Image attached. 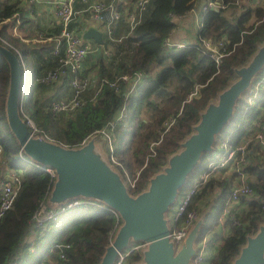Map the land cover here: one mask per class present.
Returning <instances> with one entry per match:
<instances>
[{
  "label": "trees",
  "instance_id": "16d2710c",
  "mask_svg": "<svg viewBox=\"0 0 264 264\" xmlns=\"http://www.w3.org/2000/svg\"><path fill=\"white\" fill-rule=\"evenodd\" d=\"M195 4V0H149L142 19L131 31L129 23L119 20L115 34L124 36L113 39L105 33L104 43L99 44L104 48L110 46V54L103 51L81 72L84 75L94 70L97 83L80 96L81 102L73 108L53 109L54 100L71 96L72 72L66 70L51 82L43 81L41 76L61 66L59 57L63 52H54V37L25 40L14 32V14L23 12L20 0H0V20L10 17L0 23V32L19 45L20 57L26 66L24 111L50 137L68 145L78 144L97 129L106 127L121 162L131 174L139 173L135 185L130 187L131 192L144 189L151 175L168 162L171 152L181 148V142L194 129L207 103L238 77L235 67L248 62L264 41L262 0L254 7L247 5L240 13L234 10L229 14L227 6L219 9L210 6L202 11V27L197 31L200 37L214 40L224 37L231 47L236 42L235 48L224 54L220 63L204 51L200 37L185 47L166 43V37L178 25L176 17L184 16ZM21 17L19 30L26 36L28 32L23 24L30 17ZM44 30L41 31L44 36H53L60 32L61 26L55 21ZM9 71V63L0 52V176L7 169H14L23 176L13 205L0 216V264H97L117 226L116 210L103 201L86 197L87 203L60 212L57 219L45 220L43 226H33V215L48 199L56 177L42 163L20 150L21 143L9 126L5 101ZM137 71L142 74L128 91L133 81L131 76ZM124 73L130 74L129 80L118 78L117 88L110 84V80ZM251 86L257 89V99L250 103L247 90L243 91L232 117L217 138L231 135L237 143L252 133L251 125L264 100V66ZM96 133L106 148V137ZM212 155V151L203 152L180 193L189 188L195 175L204 172ZM249 156L245 168L250 171V182L259 189L264 185V149L250 142ZM234 177L229 171L224 176L220 173L211 177L192 197L189 206L202 212L201 203L214 194L205 211L202 236L209 232L214 237L220 236L215 227ZM250 208L246 220L221 246L214 264H231L248 234L259 229L264 221V195L252 200ZM31 227L40 228L34 238L28 237ZM58 241L69 242V245L52 248ZM139 258L141 253L134 251L127 264Z\"/></svg>",
  "mask_w": 264,
  "mask_h": 264
},
{
  "label": "water",
  "instance_id": "95a60500",
  "mask_svg": "<svg viewBox=\"0 0 264 264\" xmlns=\"http://www.w3.org/2000/svg\"><path fill=\"white\" fill-rule=\"evenodd\" d=\"M83 36L104 43V31L95 23L85 28ZM0 52L10 66L5 98L9 126L29 157L55 169L56 179L47 203L57 205L81 195L101 200L120 213L121 221L114 229V237L97 264H114L119 250L134 240L147 241V245L133 264H193L207 209L200 213L179 245L170 236L169 211L203 152L214 149L217 135L232 117L238 98L264 66V41L248 62L235 67L238 77L207 103L194 129L181 142V148L171 152L168 162L137 193L131 192L120 170L103 154L95 133L83 143L68 145L31 132L22 114L20 97L25 88L26 66L7 44L0 42ZM258 227L255 233L248 234L231 264H264V221Z\"/></svg>",
  "mask_w": 264,
  "mask_h": 264
},
{
  "label": "built area",
  "instance_id": "2783aa9c",
  "mask_svg": "<svg viewBox=\"0 0 264 264\" xmlns=\"http://www.w3.org/2000/svg\"><path fill=\"white\" fill-rule=\"evenodd\" d=\"M34 1V0H30ZM51 5H54V12L56 19L52 20L50 24H53L55 21H58L61 30L59 33L53 36H44L42 33V38H55V53L63 52L60 57V67L50 71L47 75L41 76L43 81L51 82L54 79L60 77L70 70L72 72L71 85L73 86V92L69 97H63L54 100L53 109H62V108H73L81 102L80 96H84V93L92 85L97 83V77L94 70H91L89 73L81 75V72L91 66L90 63H87L86 57L95 51L97 47L93 46L89 42L88 38L83 36V30H80L75 21L79 13L84 11H91L93 17L98 19L100 23L99 26L104 27L105 33L113 39L121 38L117 37L115 34V25L119 20L129 23L131 31L142 19L144 11L148 6L149 0H47ZM208 2L203 5V8L200 10L207 9L210 6H227L232 2H238L240 8L242 9L251 4L252 7L259 5L262 0H207ZM77 3L79 5H77ZM193 12L196 14L200 20L198 23V29L202 27L201 15H198L197 6L192 7L189 12L185 15ZM20 12H16L14 16L16 21L14 23V32L19 33L18 17L17 15ZM184 15V16H185ZM184 16H180L184 17ZM10 17H5L0 20V23L7 21ZM197 37H200L199 34ZM0 38L2 43L7 44L11 47L18 56L20 57V47L17 44H14L11 40L8 39L3 33L0 32ZM202 48L204 51L208 52L218 63L221 62L224 54L232 51L235 48L236 42L233 46H229V42L223 37L222 39L214 40L210 37H200ZM166 43L174 45L176 47H185L189 45L190 42H181L172 40L171 37H166ZM112 48L109 46L104 48L103 51L107 54H110ZM21 58V57H20ZM97 58V57H96ZM95 58V60H96ZM94 60V61H95ZM92 61V62H94ZM23 62V60H22ZM142 72L137 71L133 76H131L133 81L130 82L129 89L130 91L134 85L137 83L138 79L141 76ZM123 78L129 80L130 74L127 73L120 74L116 78L110 80L115 88L118 87V78ZM99 89H97L92 96H94ZM25 88L22 90V114L29 124L31 132L33 134L42 133L46 137L51 139H58L50 137L44 130L40 127L37 122L34 121L23 109V99ZM249 95L250 103L254 102L257 99L258 93L257 89H254L251 85L247 90ZM253 131L250 134L244 136L241 142L235 143L231 135H226L223 138H217L215 142L214 149L212 150L213 155L209 158L207 168L204 172L197 174L193 177V182L189 188L184 193H179V196L171 206L169 211V216L171 218V233L170 236L175 239L179 245L184 237L190 232V227L193 225L195 220L200 215V210L197 207H190L189 204L192 200V197L196 194L197 189L205 182L208 181L211 177H216L221 173L224 176L228 171L234 173L235 177L232 182V187L230 188V194L227 197L225 206L222 208L218 222L216 224V230L220 233L218 240H214V249L211 250L212 246H209L210 242V232L204 234L197 240L198 250L195 255L192 257L193 264H214L215 258L219 253L221 246L225 243L228 237L233 234L238 226L243 223L250 211V206L252 200L259 199L264 195V185L259 189H255L252 183L249 180L250 171L245 168V165L250 160L249 156V147L250 142H256L258 147L264 149V100L262 103V108L259 112V115L253 120L252 123ZM100 134L106 137L108 145L105 148L106 153L109 156V160L115 166L120 167L121 174L124 177V180L130 189L132 185H135L136 179L138 178V171L135 175L131 174L129 170L121 162L119 156L115 153L113 139L110 136L109 130L106 127L99 129ZM91 135V134H90ZM86 136L79 143L85 142L89 136ZM59 140V139H58ZM61 141V140H60ZM64 143V142H63ZM67 144V143H65ZM1 150V146H0ZM20 150H23L22 146ZM34 160V159H32ZM35 161V160H34ZM38 162V161H37ZM40 163V162H38ZM44 168H46L51 175L56 177L55 169L48 165L42 163ZM1 182V191H0V216L8 208H10L19 191V188L22 184L23 176L14 169H7L2 172L0 176ZM88 199L84 196L77 195L76 197L70 198L62 203H57V205H49L47 201L43 202L38 210L34 213L32 221L33 226H43L45 220L57 219L60 216V212L65 210H72L78 205L87 203ZM117 212V211H116ZM121 221L120 213L117 212V225ZM40 229V228H39ZM39 229H35L36 232ZM115 231L111 234L110 241L114 237ZM221 239V240H220ZM69 242L58 241L55 242L53 247H64L68 246ZM147 245V241L143 240H134L131 241L128 247L123 250H119L117 257L115 258L114 264H127L129 255L134 251L142 252V248ZM61 254L64 255V251L61 250ZM42 264V263H40Z\"/></svg>",
  "mask_w": 264,
  "mask_h": 264
},
{
  "label": "crops",
  "instance_id": "0c3cea01",
  "mask_svg": "<svg viewBox=\"0 0 264 264\" xmlns=\"http://www.w3.org/2000/svg\"><path fill=\"white\" fill-rule=\"evenodd\" d=\"M20 5L23 7V12H20L17 17H18V25L19 28H21V24L23 22L22 19V15L24 16H28L30 17L29 21L24 22V29L26 32H28V34H23L20 30H19V35L25 39V40H29L30 38H41L42 33L41 31H45L44 29L47 27V25L51 26L52 24H50V22L52 20L56 19V15L54 12V5H51L49 1L47 0H34L33 2L30 0H20ZM198 8V7H197ZM234 11V10H233ZM22 13V14H21ZM193 12H190L189 14L185 15L188 16L190 14H192ZM184 16V17H185ZM176 17V21H178L179 23V27L176 31V33L174 34V39L175 41H181L179 38L181 36L182 33H184L186 30L188 29H192V26H190V18L187 17ZM91 23H95L97 25H100V23L98 22V19H96L95 17H93V15L91 14V11H84L79 13V15L77 16V19L75 21V24H77V26L79 27L80 30H85V28H87V26H89ZM100 28L103 29V31L105 30L103 26H99ZM105 34V31H104ZM107 34V33H106ZM198 34V32H197ZM197 38V37H196ZM179 39V40H177ZM91 44L95 47H97V49L93 52H91V54H89L86 57L87 63H93L92 61L95 60L96 57H98L101 53H103V49L104 47L102 45L99 44V42H97L94 38L92 39ZM182 42V41H181ZM186 42H190L186 41ZM213 193L211 197H208L207 200H204L201 203L202 209L205 210L207 209L209 202L211 199H213ZM202 210V211H203ZM36 231L35 228L31 227L28 230V237L29 238H34L36 236ZM210 242L209 246H212V243L214 240H218V237H214L212 234L210 235ZM214 249V244L211 248V250Z\"/></svg>",
  "mask_w": 264,
  "mask_h": 264
},
{
  "label": "rangeland",
  "instance_id": "374dc122",
  "mask_svg": "<svg viewBox=\"0 0 264 264\" xmlns=\"http://www.w3.org/2000/svg\"><path fill=\"white\" fill-rule=\"evenodd\" d=\"M195 2H196L195 5L198 7V10H199L198 15H201L200 10L203 8V5H204L205 3H207L208 1H207V0H195ZM232 4H233L234 6H232ZM232 4H231V5H227V12H228L229 14L232 13L233 10H235L237 13H240L241 10L244 9V8L242 9V7L240 8L238 2H235V3L232 2ZM237 13H236V14H237ZM185 17L191 19V20H190V24H191L190 26H192V29H188V30H186L184 33H182L179 39H180L181 41H183V42H185V41H189V40H190V42H193V41L196 40V37H197L198 23H199L200 20L198 19V17L196 16L195 13H192V14H190V15H188V16H185ZM185 17H184V18H185ZM178 27H179V23H178V25L176 26V28L173 30V32L171 33V35H170L172 39H174V34L176 33ZM92 39H93V37L88 38L89 41H92ZM179 39H177V40H179ZM18 46H19V45H18ZM26 82H27V80H26ZM20 97H22V91H21V95H20ZM96 132L100 133V132H99V129H97ZM96 132H93V133L97 134ZM91 135H92V134H91ZM100 138H101V137H100ZM97 142H98V145H99V147L101 148L103 154L108 158V155L106 154V149H105V146H104L103 141L100 140V139L97 137ZM220 236H222V235H220ZM220 240H221V239H220ZM127 247H128V245L126 246V248H127Z\"/></svg>",
  "mask_w": 264,
  "mask_h": 264
}]
</instances>
